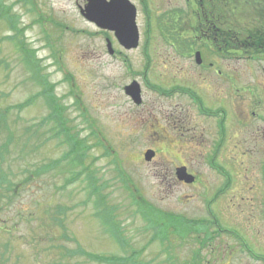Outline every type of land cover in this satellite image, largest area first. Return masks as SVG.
<instances>
[{"label": "rangeland", "instance_id": "rangeland-1", "mask_svg": "<svg viewBox=\"0 0 264 264\" xmlns=\"http://www.w3.org/2000/svg\"><path fill=\"white\" fill-rule=\"evenodd\" d=\"M1 1L17 17L16 27L22 33L12 30L6 17L0 19V109L25 102L40 90L41 86L31 79V68L17 47V39L24 38L28 47L35 50L43 66L42 73L55 84L54 92L61 97V103L68 106L66 112L73 120L71 126L83 128L84 135L93 128L105 145L113 148L110 155H106L102 146H95L88 152L85 162L92 164L98 183L105 185L102 193L107 194L106 203L115 208L117 221L131 244L139 247L150 239L152 232L145 228L142 215L133 213L136 204L125 186L132 191L136 189V197L142 203L193 219L200 217L206 202L224 181L203 164L199 129L205 123L208 131L207 121L185 94L176 92L167 96L157 90L160 86L168 89L181 84L195 88L198 84L199 67L190 56L189 48H199V44L193 43L191 38H180L175 31L171 33L174 23L168 17L160 21L169 8L159 1L153 3L151 9L157 12H152L151 33L146 37L139 7L136 17L140 32L138 47L124 49L109 35L113 48L121 52L110 55L105 34L80 14L87 0ZM183 26L178 24L176 30L182 31ZM180 39H183V48L187 47L182 50L184 54L173 50L170 44L182 48L177 43H181ZM219 64L222 70L231 68L229 61H219ZM238 70L239 87L248 79L249 69L242 63ZM255 79L264 84L261 74ZM132 81L140 84V104L133 102L124 91ZM212 81L215 91L209 94L221 99L228 97V102L226 84L221 79ZM48 110L44 99L38 97L21 111L12 109L9 115L20 134L24 125L40 120ZM53 124L49 122L48 128ZM180 124L183 126L178 128ZM3 139L1 135L0 142ZM58 139H48L35 154L24 153L30 162L59 158L67 145L60 144ZM93 142L94 137H89V143ZM148 148L156 151L151 161L143 158ZM232 157L249 163L240 148L226 146L222 150L218 160L232 172L231 186L216 198L211 208L223 216L222 226L228 228L240 214L239 230L246 232L254 245L263 247L264 226L256 225L257 212H254L262 205L264 183L257 177V181L245 179L257 167L228 165ZM178 161L185 163L200 181L180 184L175 178L171 179L170 173ZM9 162L17 172L14 155ZM119 171L125 177L124 183L118 176ZM71 176V173L50 171L28 183L10 201L0 199V264H102L84 256H70L68 250L77 243L96 254L122 253L110 231V234L105 232L95 215L96 196L89 195L87 180L81 175L65 184V178ZM8 177H13L10 171ZM59 206L63 207L62 212L53 215ZM53 216H59L58 220L53 222ZM63 230L69 238L62 236ZM181 238L155 239L148 245L143 258L152 264H261L247 257L236 262L222 261L216 253L217 240L221 247L233 245L228 234L223 233L205 244L200 243L202 237L196 233L184 234Z\"/></svg>", "mask_w": 264, "mask_h": 264}, {"label": "flooded vegetation", "instance_id": "flooded-vegetation-1", "mask_svg": "<svg viewBox=\"0 0 264 264\" xmlns=\"http://www.w3.org/2000/svg\"><path fill=\"white\" fill-rule=\"evenodd\" d=\"M139 7L143 13L145 22L144 31L146 37L151 33L149 23L153 16L151 6L159 1L169 8L160 21L168 17L174 23L173 31L179 37L191 38V41L199 44V48H189L190 56L195 61L196 52L200 53L201 63L199 67L198 84L196 87L190 85L177 84L168 89L157 88L162 94L171 96L173 93L185 94L195 105L199 115L207 121L209 130L206 131L205 123L199 129L200 146L203 152V164L212 169L217 175L223 178V184L206 202V208L201 216L197 218L199 225V235L201 244L210 243L221 234H228L232 237L233 245L227 244L225 247L219 245L217 240L216 253L222 257V261L236 262L242 257L256 260L264 264V246L254 245V241L246 232L239 230V216L230 224L232 226H222L223 216L209 206V200L215 202L219 195H223L231 186L232 175L224 165L218 160L222 150L226 146L240 148L243 157H246L248 164L243 160L232 157L228 165L234 167H246L253 165L257 167L255 172L245 176V179L259 178L264 183V84H260L256 75L261 74L264 78V0H129ZM156 17V16H155ZM158 18V17H156ZM179 22V23H178ZM178 24H185L182 31H177ZM168 31V30H167ZM105 39L109 35L114 37V33L102 30ZM170 33V32H169ZM226 38L228 41H226ZM182 48L170 42L173 50L184 54ZM115 53L120 54V51ZM229 61L231 68L220 69L219 61ZM244 63L245 69H249L246 82L238 87L239 71L238 67ZM214 79L224 82L229 89V101L227 98L221 99L210 95L215 87L212 84ZM203 84L201 86V84ZM263 88V89H262ZM141 101L137 104H140ZM180 124L178 128H181ZM208 132V133H207ZM182 134L183 132L180 131ZM155 154L156 151L154 150ZM179 162V161H178ZM177 164V163H176ZM174 164L170 173L171 179H176V168L188 166L179 162ZM195 181L199 180L197 174ZM177 180V179H176ZM178 181V180H177ZM185 184L184 181H178ZM193 183V184H194ZM261 206L256 208L257 216L250 213L256 219V225L264 226V192L261 195ZM211 203V204H212ZM239 204V202H236ZM249 219V218H248ZM247 220V218H244ZM251 220V219H249ZM264 238V232L262 233ZM203 246V245H202ZM263 250V251H262Z\"/></svg>", "mask_w": 264, "mask_h": 264}, {"label": "trees", "instance_id": "trees-1", "mask_svg": "<svg viewBox=\"0 0 264 264\" xmlns=\"http://www.w3.org/2000/svg\"><path fill=\"white\" fill-rule=\"evenodd\" d=\"M4 17L7 18L12 30L22 33V30L16 27L17 17L11 14L10 7L0 0V19ZM226 41H228L227 38ZM17 47L23 53L25 62L31 68V79L35 80L41 87L37 93L25 102L8 105L0 109V136H4V139L0 142V199L10 201L19 195L24 186L43 174L50 173V171H56V174L71 173V177L65 178V184L83 175L88 186H90L89 195L96 196L95 207H97V212L95 215L105 232L109 233L110 231L122 253L120 255L96 254L85 250L77 243L74 248L68 250V254L72 257L84 256L91 261L102 264H152L149 259L143 258V254L148 245L155 239L168 241L171 236L172 238L182 239L181 236L184 237V234L185 236L198 234V231H195V229H200V223L197 219L187 218L182 214L165 211L151 204L142 203L136 197L137 190L133 189L132 191L125 186L127 190H130L133 203L136 204L133 213L141 214L145 220V228L152 232L150 239L139 247L131 244L130 239L125 237L124 230L117 221V215L114 213L115 208L106 203L107 194L102 193L105 185L98 183L96 170L91 169L92 164L85 162L88 152L93 147L102 146L106 155H110L113 148L110 145H105L104 139L93 128L90 129L89 134L84 135L82 134L83 128L77 129V126H71L73 120L67 116L68 106L61 103V97L54 92L55 84L48 80L45 73H42L43 66L40 64L35 50L28 47L24 38L17 39ZM38 97L44 99L49 109L48 113L40 120L24 125L22 132L19 134L18 128L13 127L15 121L10 119L9 113L12 109L21 111L33 99ZM51 121L54 124L48 128L47 124ZM90 124L92 125V123ZM57 137L60 144L67 145L66 151L59 158L51 159L48 162L41 160L29 161L27 154L24 153L25 151L35 154L45 141L50 138L57 139ZM89 137H94L95 142L89 143ZM12 155L16 158L17 172L12 170L9 162ZM28 162L32 163V166ZM9 171L13 174L12 178L8 177ZM118 176L124 183L125 177L120 171ZM62 210V206L57 207L53 215L54 213L60 214ZM58 217L53 216L52 221H57ZM58 223L62 226L61 221H58ZM4 229L8 230L7 228ZM62 236L69 238L65 234V230L62 232Z\"/></svg>", "mask_w": 264, "mask_h": 264}, {"label": "water", "instance_id": "water-1", "mask_svg": "<svg viewBox=\"0 0 264 264\" xmlns=\"http://www.w3.org/2000/svg\"><path fill=\"white\" fill-rule=\"evenodd\" d=\"M85 8L81 9V14L97 27L110 30L118 42L126 49L136 48L139 42V31L136 25V8L129 0H87ZM109 54L114 50L110 41H107ZM196 62L200 63V53L196 52ZM125 92L139 103L140 86L136 81L125 87ZM154 156L153 150L144 153L146 161H150ZM177 178L186 183H191L194 177L187 173L185 167L176 170Z\"/></svg>", "mask_w": 264, "mask_h": 264}]
</instances>
